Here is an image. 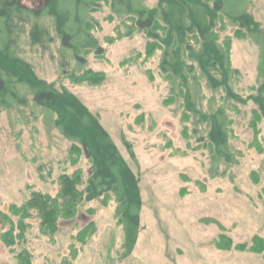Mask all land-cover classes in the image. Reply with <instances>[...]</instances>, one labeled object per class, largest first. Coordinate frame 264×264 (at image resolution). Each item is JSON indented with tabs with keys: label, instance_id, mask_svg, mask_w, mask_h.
Masks as SVG:
<instances>
[{
	"label": "rangeland",
	"instance_id": "rangeland-1",
	"mask_svg": "<svg viewBox=\"0 0 264 264\" xmlns=\"http://www.w3.org/2000/svg\"><path fill=\"white\" fill-rule=\"evenodd\" d=\"M0 12V264H264V0Z\"/></svg>",
	"mask_w": 264,
	"mask_h": 264
},
{
	"label": "trees",
	"instance_id": "trees-1",
	"mask_svg": "<svg viewBox=\"0 0 264 264\" xmlns=\"http://www.w3.org/2000/svg\"><path fill=\"white\" fill-rule=\"evenodd\" d=\"M79 179L78 173L61 177L60 188L53 197L41 193L32 194L25 205L21 206V210H18L21 219L28 216V209L35 208L39 212L43 232L54 231L58 219L69 220L74 215L76 204L81 200ZM3 239L5 242L9 241L8 233L3 234Z\"/></svg>",
	"mask_w": 264,
	"mask_h": 264
},
{
	"label": "flooded vegetation",
	"instance_id": "flooded-vegetation-1",
	"mask_svg": "<svg viewBox=\"0 0 264 264\" xmlns=\"http://www.w3.org/2000/svg\"><path fill=\"white\" fill-rule=\"evenodd\" d=\"M0 14H2V13L0 12Z\"/></svg>",
	"mask_w": 264,
	"mask_h": 264
}]
</instances>
